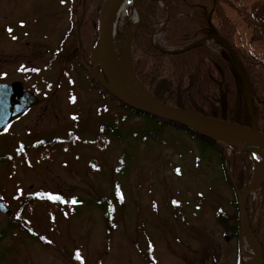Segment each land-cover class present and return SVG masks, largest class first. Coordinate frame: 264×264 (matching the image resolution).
I'll list each match as a JSON object with an SVG mask.
<instances>
[{
	"label": "rangeland",
	"instance_id": "rangeland-1",
	"mask_svg": "<svg viewBox=\"0 0 264 264\" xmlns=\"http://www.w3.org/2000/svg\"><path fill=\"white\" fill-rule=\"evenodd\" d=\"M73 2L0 0V29L10 20L21 33L12 48L0 45V79L11 68L8 77L25 76L41 89L32 105L38 114L30 110L0 134V199L10 209L0 212V264H250L240 226L227 237L216 221V213L235 211L217 151L152 119L114 123L122 107L91 85L72 54L62 61L56 55L74 50L75 28H83L75 55L81 50L91 71L104 0H92L80 19ZM133 7L129 0L115 24L125 61ZM240 30L252 38L251 28ZM152 38L162 42L159 25ZM250 44L264 58V35ZM17 66L24 75L13 71ZM253 153L258 164L247 184L261 165ZM57 196L65 202L56 204ZM100 197L114 199L110 222L93 203Z\"/></svg>",
	"mask_w": 264,
	"mask_h": 264
},
{
	"label": "trees",
	"instance_id": "trees-1",
	"mask_svg": "<svg viewBox=\"0 0 264 264\" xmlns=\"http://www.w3.org/2000/svg\"><path fill=\"white\" fill-rule=\"evenodd\" d=\"M91 1L77 0L72 15L80 19L83 13L90 14ZM140 5L142 14L131 41V63L138 80L150 94L169 106L249 125L244 88L235 69L237 64L252 85L251 107L258 130L264 133V58L250 44L251 40L264 35V18L260 16L264 0H140ZM159 17H165L162 24L157 23ZM158 25L162 29L160 44H156L152 38ZM243 27L252 29V38L248 39L242 33L240 29ZM84 34L83 28L79 32L75 28L74 50L65 53L57 50L56 55L62 61L69 60L67 54H72V64L84 68L91 85L122 107V116L114 118V123L127 121L133 116L148 118L153 120L155 126L183 130L200 145H211L219 155L222 175L232 191L231 203L235 210L232 216H225L223 212L216 213V221L223 227L224 235H237L240 226L237 191L247 185L250 174L258 164L254 153L233 145L223 146L192 129L119 101L92 75L82 61L83 52L79 50L75 55L81 39L84 41ZM216 35L231 45L238 58L237 62H234ZM208 38L213 39L212 44L207 42ZM84 53L89 56L87 49ZM56 141L62 142L63 138H57ZM46 196L41 195L39 199L46 201ZM36 198L37 195L34 200ZM29 199L32 200V197ZM64 202L57 199L56 204ZM93 203L102 210L105 220L110 222L114 214V199L100 197ZM245 211L249 228L259 243L264 264V179L254 194L252 192L245 200ZM237 264L244 263L239 259Z\"/></svg>",
	"mask_w": 264,
	"mask_h": 264
},
{
	"label": "water",
	"instance_id": "water-1",
	"mask_svg": "<svg viewBox=\"0 0 264 264\" xmlns=\"http://www.w3.org/2000/svg\"><path fill=\"white\" fill-rule=\"evenodd\" d=\"M121 0H104L100 15L98 26V40L96 47L91 56V73L98 80V82L115 98L122 103L137 109L142 112L149 113L158 118L174 122L194 130L198 134L209 138L215 142L224 139H233L247 143L248 146H239L234 143H227L235 147H240L244 150L253 151L255 153L261 152L264 155V133L257 128V119L253 114L251 107V97L253 95V88L249 78L242 72L240 67L236 64L235 69L238 77L244 88V101L246 111L250 117L249 125H242L227 121L220 118L206 116L197 112L185 110L182 108L166 105L153 97L146 87L138 80L131 63V41L135 33V29H131L128 37V49L126 55V65L128 66L133 78L137 82L138 91L135 95H130L125 92L118 84L112 65L111 52V21L113 13ZM141 12L137 23L139 22ZM136 23V25H138ZM216 38L224 45L226 50L231 54L234 62L238 58L232 49L231 45L220 35ZM97 61V68L95 66ZM98 70V71H97ZM99 70L102 75H100ZM18 83L6 84L0 83V130L5 129L8 120L11 116L23 111L28 104L34 100L27 92L23 93V88L19 91ZM24 94V95H23ZM218 144H221L220 142ZM256 173V172H255ZM264 179V161L261 158V165L249 184L244 187L241 194L237 195V205L239 211V225L241 230L245 229L255 245V264H263L261 258V251L258 241L251 232L248 224L247 214L245 211V199L247 196L257 189ZM9 207L6 202L0 199V212L8 213Z\"/></svg>",
	"mask_w": 264,
	"mask_h": 264
},
{
	"label": "bare ground",
	"instance_id": "bare-ground-1",
	"mask_svg": "<svg viewBox=\"0 0 264 264\" xmlns=\"http://www.w3.org/2000/svg\"><path fill=\"white\" fill-rule=\"evenodd\" d=\"M128 1L129 0H121L119 2V4L117 5V7L113 13V16H112V21H111V52H112L113 72L115 74V77L117 79L119 86L128 94L135 95L136 92L138 91L137 82L133 78L128 66L126 65L125 60L122 58V56L120 54L121 43H120V39H119V37L116 33V30H115V24L118 20V17L122 13V11H123L124 7L126 6V4L128 3ZM132 1H133L134 7L131 9L132 13H131L129 24H130L131 28H134L136 23H137V19H138V15H139V6L137 4L138 0H132ZM95 66H96V68L98 67L97 61H95ZM223 142L224 143H234V144H237L239 146L250 147V145H248L247 143H243L240 141L237 142L233 139H224ZM257 154L264 161V155H262V153L260 151L257 152ZM242 242H243V245H245V244L248 245L253 252L252 254H247L250 258L249 263L255 264V252H256L255 245H254L253 240L250 238L248 233L245 231V229L242 230Z\"/></svg>",
	"mask_w": 264,
	"mask_h": 264
},
{
	"label": "flooded vegetation",
	"instance_id": "flooded-vegetation-1",
	"mask_svg": "<svg viewBox=\"0 0 264 264\" xmlns=\"http://www.w3.org/2000/svg\"><path fill=\"white\" fill-rule=\"evenodd\" d=\"M72 1L73 0H69V3L72 4ZM4 23H5L3 25L4 27L0 29L2 31V40L0 41V45L3 47L12 48V46L16 43V40H20L21 33H19V31H17V33L14 32L15 27H14V24L11 23L10 20H6V22ZM21 24H23L22 21H17V26ZM7 69L8 68H4L3 71H1L3 73V77L0 79V83H6V84L18 83V87L16 85V87L18 88V95H20L19 91L23 88V93L27 92L30 95V97L34 98V100L31 101L28 104V106L25 107L23 111L11 116L8 120L7 127L5 129L0 130V134L6 133L7 131H9L12 125L14 124V122L20 120L21 117L27 114L30 110H34L38 114V112L36 111L37 108H33L32 105L36 103L37 94H39L41 91V89L38 87V83L35 84V82L32 81L31 79L26 80L24 78L25 76L24 77H12V78L8 77L10 75L9 72L11 71V68H9L8 70ZM13 71L23 74L22 66H17L16 68L13 69ZM35 112H33L32 114H34ZM52 142H55V138L52 140ZM1 159L2 157H0V160ZM0 162H3V161H0Z\"/></svg>",
	"mask_w": 264,
	"mask_h": 264
},
{
	"label": "snow or ice",
	"instance_id": "snow-or-ice-1",
	"mask_svg": "<svg viewBox=\"0 0 264 264\" xmlns=\"http://www.w3.org/2000/svg\"><path fill=\"white\" fill-rule=\"evenodd\" d=\"M95 167V166H94ZM177 171L179 172V169H177ZM53 199H61V197H52ZM73 202H75V198H73ZM173 203L175 204V203H178V201H173ZM77 257L79 258V253L77 252Z\"/></svg>",
	"mask_w": 264,
	"mask_h": 264
}]
</instances>
